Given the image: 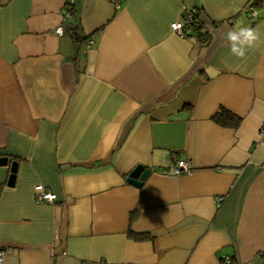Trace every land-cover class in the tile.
Listing matches in <instances>:
<instances>
[{
    "label": "crops",
    "instance_id": "1",
    "mask_svg": "<svg viewBox=\"0 0 264 264\" xmlns=\"http://www.w3.org/2000/svg\"><path fill=\"white\" fill-rule=\"evenodd\" d=\"M66 1L0 0L1 264H264V44L241 60L224 37H264V3L73 0L66 21ZM195 8L206 44L170 30ZM173 158L191 172L161 174Z\"/></svg>",
    "mask_w": 264,
    "mask_h": 264
},
{
    "label": "built area",
    "instance_id": "2",
    "mask_svg": "<svg viewBox=\"0 0 264 264\" xmlns=\"http://www.w3.org/2000/svg\"><path fill=\"white\" fill-rule=\"evenodd\" d=\"M69 4H73V0L68 1ZM192 9H183L181 11L180 17L178 20L172 22L170 24V30L177 34L180 37H189V26L193 22V13L191 11ZM247 13H249V21L252 22L255 18V13L253 10L246 9ZM64 18L66 21H69L71 19V13L66 10L64 13ZM55 33L57 35H61L63 33V30L61 26H58L55 29ZM93 41L89 40L87 42V47L92 46ZM259 134L262 136L264 135V124L261 125L259 129ZM191 172L190 164L183 159L173 158V163L171 165V169H160L161 174H171V175H180V174H188ZM34 191V198L37 202H45L50 203L53 202L56 199V194L51 192L48 188L45 186L38 184L35 185L33 188ZM3 261V254L0 251V264ZM222 264H249V263H235L230 257H224L222 259Z\"/></svg>",
    "mask_w": 264,
    "mask_h": 264
},
{
    "label": "trees",
    "instance_id": "3",
    "mask_svg": "<svg viewBox=\"0 0 264 264\" xmlns=\"http://www.w3.org/2000/svg\"><path fill=\"white\" fill-rule=\"evenodd\" d=\"M262 3H264V0H253V2L251 3V5L247 6L245 8L246 9H250L252 10L253 7L261 5ZM65 8L66 10H68L70 13L72 12V8H73V4H69L68 0L65 3ZM193 13V22L192 24L189 26V36H193L195 35L198 40L200 41L201 44H206L208 41V37L206 36V32L203 29V22L201 20V10L200 9H192L191 10ZM246 12V11H245ZM253 22V21H252ZM72 37H74V41H78V37H76V33H75V27L74 24H72ZM211 119L221 125V126H237L239 123V118L235 115H233L232 113H230L229 111L220 108L215 114L212 115ZM131 237L133 239H142L145 236L142 234H131Z\"/></svg>",
    "mask_w": 264,
    "mask_h": 264
},
{
    "label": "clouds",
    "instance_id": "4",
    "mask_svg": "<svg viewBox=\"0 0 264 264\" xmlns=\"http://www.w3.org/2000/svg\"><path fill=\"white\" fill-rule=\"evenodd\" d=\"M230 54L237 59H245L250 51L264 44V37L258 28L240 26L224 33Z\"/></svg>",
    "mask_w": 264,
    "mask_h": 264
},
{
    "label": "water",
    "instance_id": "5",
    "mask_svg": "<svg viewBox=\"0 0 264 264\" xmlns=\"http://www.w3.org/2000/svg\"><path fill=\"white\" fill-rule=\"evenodd\" d=\"M8 163L7 156H0V166H5ZM16 162L10 163L9 169V176L6 181L7 186H13L15 180V173H16ZM151 170L149 168H144L141 165H136L127 175L125 181L127 184L139 188L141 187L142 183L146 180L148 175L150 174Z\"/></svg>",
    "mask_w": 264,
    "mask_h": 264
}]
</instances>
